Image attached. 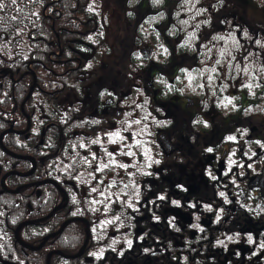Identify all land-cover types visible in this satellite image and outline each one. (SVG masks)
Here are the masks:
<instances>
[{"label": "trees", "instance_id": "16d2710c", "mask_svg": "<svg viewBox=\"0 0 264 264\" xmlns=\"http://www.w3.org/2000/svg\"><path fill=\"white\" fill-rule=\"evenodd\" d=\"M102 1L0 0V137L11 122L18 129H25L28 115L32 123L30 137L25 138L23 133L16 137L9 132L3 141L8 150L33 156L38 163L30 173L32 162L15 158L0 146V264H47L53 251L60 253L52 255L51 264H142L136 255L138 251L144 252V264H170L173 260L177 264H252L249 249L246 259H241V249H237L240 255L231 259L196 255L206 248L184 233L179 214L175 240L159 237L153 231L156 195L138 191V187L157 186L153 176L135 177L137 185L131 187L119 185L129 177H107L118 164L94 158L88 130L65 129L64 142H60L56 124L88 120L83 112H75L69 98L75 91L77 74L89 73L91 45L95 43L99 49V60L109 51L103 28L91 30L97 17L91 6ZM78 59H82L80 65ZM11 76L21 78L19 95L28 93L36 82L23 110L16 103ZM80 139L84 141L81 145ZM60 146L62 151L55 155ZM48 156L52 157L47 159ZM14 171L6 180L9 188H5L3 176ZM84 174L91 177L83 178ZM113 178L117 181L111 185L109 179ZM45 179H53L64 188L67 206L41 223L23 227L20 237L37 246L67 219L85 218L89 222L90 241L78 257L66 255H76L84 245L87 232L83 221H72L62 234L49 239L39 250L24 247L16 237L19 224L48 215L62 202L63 192L55 185L38 184ZM172 182L165 178L160 184L185 185L178 178ZM18 188L21 189L15 191ZM140 225L144 227L143 239ZM207 246L216 248L221 244L209 242Z\"/></svg>", "mask_w": 264, "mask_h": 264}, {"label": "flooded vegetation", "instance_id": "af4514ba", "mask_svg": "<svg viewBox=\"0 0 264 264\" xmlns=\"http://www.w3.org/2000/svg\"><path fill=\"white\" fill-rule=\"evenodd\" d=\"M132 1L119 0L126 7L127 14L131 15L129 19H137V30L147 27L153 16L163 15L162 20L150 24L149 28L155 38H161L167 44L170 56L163 61L156 60L154 46L153 49L145 47L141 50L143 60L136 65L133 63L135 53L127 59L132 45L125 42L122 45L125 53H122L116 47L110 50L107 41L109 51L105 54L112 59L108 62L105 58H96L99 49L95 43L92 44L89 73L84 76L77 74L75 91L73 96L68 97L69 102L74 104L75 112H83L88 120L85 123L56 124L60 142H64L65 129L88 130L94 158L118 164L107 173V177L126 179L132 174L137 178L153 176L158 185L147 189L138 187V191L147 190L156 195V225L153 231L159 237L175 240V223L179 214L182 216L179 217V225L184 233L190 240L199 241L206 248L196 255L231 259L240 255L237 249H241V259H246V250L249 249L252 264H264V107L252 112L250 127L251 124H243L244 120H250V117L243 115L247 107L244 93L239 97L241 106L228 112L217 103L210 106L206 101V105H203L199 98L183 93L182 86L178 84L182 66L175 63L174 46L168 41L175 38L169 19L172 18L176 0H159L157 5L154 0H137L134 9L129 10ZM218 2L221 9L217 6V13L226 15L221 18L219 28H225V22L232 21L237 27V34L241 35L245 26L239 22L242 19L240 14L247 11L249 16L252 15L250 21L254 40L264 36V0ZM96 22L97 17L93 21V31L99 28ZM114 53L116 57L120 53L121 58H113ZM78 62L80 65L82 59H78ZM11 79L15 97L17 95L16 103L23 110L32 94L27 100L26 96L30 90L33 93L34 87L28 93L25 91L19 95L17 87L21 78L11 76ZM143 93L149 99L146 106L144 99L139 97ZM221 98L223 96L219 95L218 99ZM262 101L264 87L252 95L253 105L264 103ZM144 109L152 115L153 123L140 122L145 117ZM26 117L28 123L25 129H18L11 122L13 130L10 132L13 136L23 133L25 138L30 137L32 123L30 117ZM150 126L152 140L157 147L152 164L146 163L145 150L140 146L145 137L144 131ZM247 132L243 137V133ZM82 142L80 139L79 145ZM61 151L60 146L55 155ZM10 175L5 182L1 180L5 188H9L6 180ZM165 178L170 182L178 178L185 185L163 186L160 183ZM177 206L180 209H176ZM140 228L143 239V225ZM209 242L221 244V247H216L221 250L217 252L215 247L208 248ZM136 255L144 264V252L138 251ZM170 264L177 263L173 260Z\"/></svg>", "mask_w": 264, "mask_h": 264}, {"label": "rangeland", "instance_id": "374dc122", "mask_svg": "<svg viewBox=\"0 0 264 264\" xmlns=\"http://www.w3.org/2000/svg\"><path fill=\"white\" fill-rule=\"evenodd\" d=\"M136 1H132L129 10L134 9ZM153 2L157 5L159 0ZM217 6L220 10L221 3L218 0H176L172 18L169 19L175 38L168 41L174 46L175 63L182 66L178 84L182 86L183 93L199 98L203 105H206V101L210 106L217 103L224 108L225 112L240 107L239 97L244 93L247 107L243 115L250 117V120L243 122L247 126L252 123V112L264 107V103L252 104V95L264 87V36L254 40L250 21L252 15L249 16L247 11L245 13L241 11L240 14L242 19L239 22L245 26L241 35L237 34V27L232 21L229 23L226 21L225 28H219L221 18L226 15L217 13ZM91 8L98 17L96 24L104 28L110 50L116 47L119 52L125 53L122 45L128 42L132 45V49L129 48L127 59L135 53L136 58L133 59L135 61L133 63L136 65L141 62V59L143 60L141 50L145 47L154 46L156 60L163 61L170 56L167 44H164L161 38H155L149 28L150 24L162 20L163 15L153 16L149 19L147 27L143 26L137 30V19H129L131 15L127 14L126 7H123L119 0H103L101 3L92 4ZM112 55L113 58H121L120 53L117 57L114 56L115 53ZM105 59L108 62L112 61L108 55ZM133 63L129 64V68ZM134 70L136 71L137 68ZM219 95L223 98L218 99ZM139 97L144 99V106H146L148 97L144 93ZM132 102H135V98ZM144 112L145 117L140 122L153 123L152 115L146 109ZM144 133L143 144L140 146L145 150L146 163L152 164L151 159L157 154L155 153L157 147L152 140L151 126ZM248 133H243V137ZM249 137L252 138V134ZM240 141L243 142V139L241 138ZM86 177L91 176L84 174L83 178ZM116 181V178L109 179L111 185ZM136 182L137 178L132 174L124 180V183L119 182V185L131 187L136 186ZM6 186H8L7 183ZM84 224L86 226V223Z\"/></svg>", "mask_w": 264, "mask_h": 264}, {"label": "water", "instance_id": "95a60500", "mask_svg": "<svg viewBox=\"0 0 264 264\" xmlns=\"http://www.w3.org/2000/svg\"><path fill=\"white\" fill-rule=\"evenodd\" d=\"M35 85H36V82H35ZM35 85H34L33 87H35ZM31 94H32V90H30V92H29V94H28L26 100L29 99V97L31 96ZM12 130H13V127L9 128L8 130H6V131L1 135V143H0V144H1V147L5 150L6 153L10 154V155L13 156V157L20 158V159H23V160H29V161H32V163H33V170H34L35 167H36V163H37V161H36V159H35L33 156H30V155H18V154L13 153L12 151L8 150V149L5 147L4 142H3V136H4L6 133H9V132L12 131ZM32 172H33V171H32ZM14 173H16V172L14 171V172H10V173H8L7 175H5V176L3 177L2 181L5 182L6 177H7L8 175H10V174H14ZM38 184H53V185H55L59 190H61V191L63 192L64 198H63L62 202H61L58 206H56V207H55V208H54V209H53L48 215H46V216H44V217H42V218L25 220L24 222H22L21 224H19V225L17 226L16 230H15V234H16L17 239L19 240V242H20L24 247H26V248H28V249H30V250H39V249H41V248L44 247V245L46 244V242H47L49 239H51V238H53V237H56V236L62 234V233L65 231V229L67 228V226H68L72 221H83L84 223H86V232H87V237H86L85 243H84V245L82 246L81 250H80L76 255H73V256L66 255V257H72V258L80 256V255L85 251V249L87 248L88 243H89V241H90V232H89V231H90V228H89V222H88L85 218L75 217V218H69V219H67L66 221L63 222V224L61 225V227H60L58 230H56V231H54V232L48 234V235L43 239V241H42L39 245H37V246H33V245H30V244L25 243V242L22 240V238L20 237V231H21V229H22L23 227L28 226V225H33V224L41 223V222H43V221L49 219V218H50L51 216H53V214L56 213L57 211H59V210H61V209H63L64 207L67 206V203H68V194H67V192L64 190V188H63V187H62L57 181H55V180H53V179H45V180L39 181ZM20 189H21V188H18V189L15 190V191H19ZM57 253H60V251H53V252H51V253L48 255V257H47V264H51V257H52V255H53V254H57Z\"/></svg>", "mask_w": 264, "mask_h": 264}, {"label": "snow or ice", "instance_id": "6c2138e0", "mask_svg": "<svg viewBox=\"0 0 264 264\" xmlns=\"http://www.w3.org/2000/svg\"><path fill=\"white\" fill-rule=\"evenodd\" d=\"M0 7H2V5H0ZM229 139H232L231 137ZM209 151H211V149H209ZM130 243V242H129Z\"/></svg>", "mask_w": 264, "mask_h": 264}]
</instances>
